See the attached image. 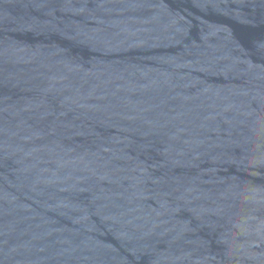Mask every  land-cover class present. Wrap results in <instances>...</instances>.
<instances>
[{"label":"water","instance_id":"95a60500","mask_svg":"<svg viewBox=\"0 0 264 264\" xmlns=\"http://www.w3.org/2000/svg\"><path fill=\"white\" fill-rule=\"evenodd\" d=\"M0 264H264V0H0Z\"/></svg>","mask_w":264,"mask_h":264}]
</instances>
